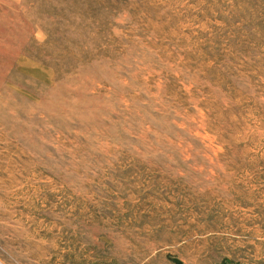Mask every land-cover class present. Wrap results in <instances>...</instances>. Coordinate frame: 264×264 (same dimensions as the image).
<instances>
[{"label": "rangeland", "instance_id": "obj_1", "mask_svg": "<svg viewBox=\"0 0 264 264\" xmlns=\"http://www.w3.org/2000/svg\"><path fill=\"white\" fill-rule=\"evenodd\" d=\"M264 264V0H0V264Z\"/></svg>", "mask_w": 264, "mask_h": 264}, {"label": "water", "instance_id": "obj_2", "mask_svg": "<svg viewBox=\"0 0 264 264\" xmlns=\"http://www.w3.org/2000/svg\"><path fill=\"white\" fill-rule=\"evenodd\" d=\"M176 263L180 264L181 262L178 259H174Z\"/></svg>", "mask_w": 264, "mask_h": 264}]
</instances>
